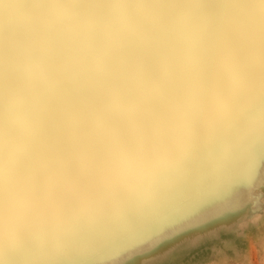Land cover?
I'll return each instance as SVG.
<instances>
[{
	"label": "bare ground",
	"instance_id": "1",
	"mask_svg": "<svg viewBox=\"0 0 264 264\" xmlns=\"http://www.w3.org/2000/svg\"><path fill=\"white\" fill-rule=\"evenodd\" d=\"M57 13L68 38L78 43L131 33L176 43L220 40L233 52L236 71L223 84L225 107L206 109L170 138L159 163L94 188L84 201L53 209L43 219L0 225V264H27L47 249L84 252L91 245L92 264H105L123 255L121 246L140 232L153 240L170 223L201 214L226 186L254 181L264 151L261 0H0V123L20 118L19 101H27L30 87L16 63L25 44L43 35L40 23ZM20 130L13 129L11 137ZM23 138L22 130L14 141ZM244 159L250 161L242 165ZM178 206L183 210L153 222L162 210Z\"/></svg>",
	"mask_w": 264,
	"mask_h": 264
},
{
	"label": "snow or ice",
	"instance_id": "2",
	"mask_svg": "<svg viewBox=\"0 0 264 264\" xmlns=\"http://www.w3.org/2000/svg\"><path fill=\"white\" fill-rule=\"evenodd\" d=\"M40 28L43 35L25 44L16 63L30 96L19 101L18 120L0 123V224L43 219L159 163L170 138L223 105V84L236 71L220 40L176 43L131 33L78 43L59 13ZM16 128L20 141L11 139ZM182 210H162L153 222Z\"/></svg>",
	"mask_w": 264,
	"mask_h": 264
},
{
	"label": "rangeland",
	"instance_id": "3",
	"mask_svg": "<svg viewBox=\"0 0 264 264\" xmlns=\"http://www.w3.org/2000/svg\"><path fill=\"white\" fill-rule=\"evenodd\" d=\"M260 57L264 59V51ZM248 58H253L252 54ZM257 91L262 93V89ZM223 107L225 104L219 109ZM260 152L253 182L243 178L241 186H226L225 192L213 195L208 206L201 208L203 215L184 214L183 220L163 227L153 240L148 241L150 236L140 232L142 235L121 246L123 255L105 264H264V151ZM249 161L244 159L242 165ZM7 223L5 220L0 225L6 227ZM93 248L87 246L84 252L47 249L27 264H92Z\"/></svg>",
	"mask_w": 264,
	"mask_h": 264
},
{
	"label": "clouds",
	"instance_id": "4",
	"mask_svg": "<svg viewBox=\"0 0 264 264\" xmlns=\"http://www.w3.org/2000/svg\"><path fill=\"white\" fill-rule=\"evenodd\" d=\"M136 173H137V172H135V173H131V174H129V176H130V177H131V176H134Z\"/></svg>",
	"mask_w": 264,
	"mask_h": 264
}]
</instances>
